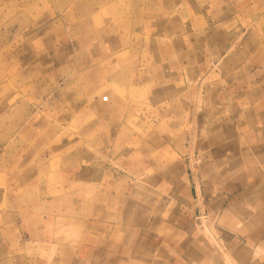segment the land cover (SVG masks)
Segmentation results:
<instances>
[{
    "label": "rangeland",
    "instance_id": "rangeland-1",
    "mask_svg": "<svg viewBox=\"0 0 264 264\" xmlns=\"http://www.w3.org/2000/svg\"><path fill=\"white\" fill-rule=\"evenodd\" d=\"M134 257L264 264V0H0V264Z\"/></svg>",
    "mask_w": 264,
    "mask_h": 264
},
{
    "label": "crops",
    "instance_id": "crops-1",
    "mask_svg": "<svg viewBox=\"0 0 264 264\" xmlns=\"http://www.w3.org/2000/svg\"><path fill=\"white\" fill-rule=\"evenodd\" d=\"M112 244H114L113 241H112ZM236 256H238V258H239V256H241V255H240V254H236ZM235 259H236V257H235ZM117 260H118V262H116V261L114 262V261H113V263H111V264H120V262H119V258H117ZM130 260H133V261H130L129 264H142L141 262L137 263L136 260H138V259H136V257L131 258ZM145 260H146V259H145ZM149 260H152V259L150 258ZM237 260H238V259H237ZM97 264H99V262H98ZM101 264H103V263H101ZM106 264H109V263H106ZM143 264H146V262H143ZM150 264H152V263H150ZM160 264H162V263H160Z\"/></svg>",
    "mask_w": 264,
    "mask_h": 264
},
{
    "label": "bare ground",
    "instance_id": "bare-ground-1",
    "mask_svg": "<svg viewBox=\"0 0 264 264\" xmlns=\"http://www.w3.org/2000/svg\"><path fill=\"white\" fill-rule=\"evenodd\" d=\"M110 36V35H109ZM107 38H108V36H107ZM107 46V45H106ZM112 64H113V62H112ZM104 66V65H103ZM113 66V65H112ZM107 67H109V66H107ZM83 69V68H82ZM111 71V70H110ZM109 73V72H108ZM69 106V105H68ZM86 109V108H85ZM73 113V112H72Z\"/></svg>",
    "mask_w": 264,
    "mask_h": 264
}]
</instances>
